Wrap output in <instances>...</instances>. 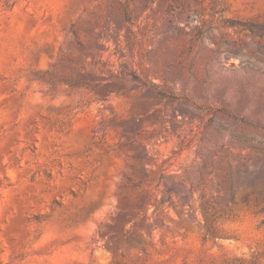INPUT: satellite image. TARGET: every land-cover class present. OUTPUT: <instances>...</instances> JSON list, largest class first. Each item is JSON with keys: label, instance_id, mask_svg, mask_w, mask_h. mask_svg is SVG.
I'll return each instance as SVG.
<instances>
[{"label": "rangeland", "instance_id": "374dc122", "mask_svg": "<svg viewBox=\"0 0 264 264\" xmlns=\"http://www.w3.org/2000/svg\"><path fill=\"white\" fill-rule=\"evenodd\" d=\"M0 264H264V0H0Z\"/></svg>", "mask_w": 264, "mask_h": 264}]
</instances>
